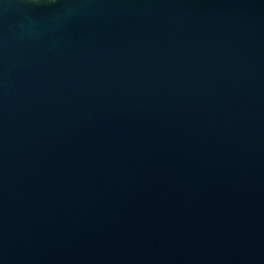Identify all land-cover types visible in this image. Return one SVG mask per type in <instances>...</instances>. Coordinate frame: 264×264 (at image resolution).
Segmentation results:
<instances>
[{
    "label": "water",
    "instance_id": "95a60500",
    "mask_svg": "<svg viewBox=\"0 0 264 264\" xmlns=\"http://www.w3.org/2000/svg\"><path fill=\"white\" fill-rule=\"evenodd\" d=\"M0 264H264V0H0Z\"/></svg>",
    "mask_w": 264,
    "mask_h": 264
}]
</instances>
